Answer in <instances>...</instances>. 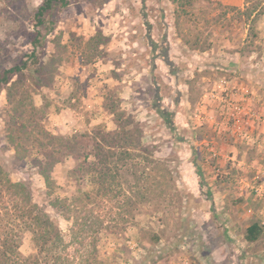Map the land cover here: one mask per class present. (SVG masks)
Instances as JSON below:
<instances>
[{
	"label": "rangeland",
	"instance_id": "rangeland-1",
	"mask_svg": "<svg viewBox=\"0 0 264 264\" xmlns=\"http://www.w3.org/2000/svg\"><path fill=\"white\" fill-rule=\"evenodd\" d=\"M42 1L0 0V73L30 64L24 75L0 82V212L14 214L21 197L7 186L24 182L31 202L59 226L70 264H193L191 257L207 264L208 223L199 215L210 191L199 182L211 170L202 165L195 175L193 150L199 143L205 161L218 156L209 130L224 141L260 143L250 127L264 125V5L246 19L237 12L245 0H54L30 56L32 14ZM25 111L31 135L12 122ZM42 130L65 137L53 156L52 139L44 154L35 149L47 140ZM66 145L73 151L65 155ZM99 146L110 155L105 166L114 179L87 204L85 222L74 197L92 184L76 169L100 157ZM222 157L243 165L232 153ZM53 158L59 162L52 165ZM195 161L205 162L198 154ZM38 165L47 166L50 187ZM258 182L254 175L247 183L251 205L259 200ZM55 196L68 198L69 220L52 208ZM76 223L83 225L78 237ZM213 229L222 246L224 227ZM261 238L244 253L260 252ZM19 251H35L29 231H21Z\"/></svg>",
	"mask_w": 264,
	"mask_h": 264
},
{
	"label": "trees",
	"instance_id": "trees-1",
	"mask_svg": "<svg viewBox=\"0 0 264 264\" xmlns=\"http://www.w3.org/2000/svg\"><path fill=\"white\" fill-rule=\"evenodd\" d=\"M53 1L54 0H43L33 11L32 20L34 21L33 26L35 27L33 32L35 33L36 37L31 40L33 49L29 53L30 56H36L35 48L41 42V40H39V26L46 22L47 17L51 15ZM57 1L63 5L67 3V0ZM262 5H264V0H245L244 8L242 10L238 9L237 12H239L246 19L249 17H258L257 15L261 10H258V8H260ZM254 12L255 14L251 16V14ZM28 68H30V64L23 60V62L20 64H15L8 69H4L2 73H0V82L8 83L12 75H18V77L22 76L24 75V71H27L26 69ZM7 95L10 101H14V94H12L10 88L7 91ZM19 103H22L21 100L17 101V104ZM18 107L19 106L16 105L14 112L17 111ZM33 107L34 105L31 104L30 108L34 109ZM28 111H25L26 115L22 117V120L19 119V114H14L12 116V122L18 126V129L23 130L27 135H31L32 131L27 130L28 125L31 126L30 121H32V119H29L27 115V113H29ZM43 133L45 134L47 140L43 142L40 139L41 143H36L37 147L35 149L38 151V153L44 154L48 151V146L52 139L53 156V151H55L53 148L56 149V142H58V140L61 141L65 139V137L55 136L53 134L51 135L45 130ZM36 134L38 133L36 132ZM97 149L100 150V157L96 156V160L93 162H86V165L80 164L76 169L80 171L85 170V172L89 174L90 182L92 184V188L90 190H79L78 195L74 197L80 201V205L77 206L75 213H77V216L79 217L82 215V218L84 217L85 222L87 221V217L84 216L83 213L85 211L90 212L87 208V204L98 202V197L100 194H103L104 191H110L111 181L114 179L113 174H110V168L105 166L106 158H108L110 155H108L106 152H103L100 146ZM109 149H111V147ZM64 150L66 151L65 155L68 154L67 152L73 151L72 149L68 148V145L64 147ZM57 162H59V160L53 158L52 165L56 164ZM38 167L40 169L39 174L42 175L45 185L50 187V175L45 172L47 171V166H44V169H41L39 165ZM196 171L199 172V168L196 169ZM15 187L16 190L19 191V196L21 198L15 202L14 214H10L7 210H5L3 213L0 212V222L2 223V225L0 223V264H70L68 243L64 240L59 226L53 220H51L50 216L43 207L31 202L28 184H25L24 182H11L8 184L7 189L10 192L13 191V188ZM70 207L71 205L68 203L67 197L60 198L55 196L52 198V208L62 211L64 213V218L67 220L70 219L69 214H67ZM79 217L78 219H80ZM77 225L81 227L76 226L71 228L72 235L74 234L76 237L83 233V225H81V223H78ZM84 225L87 227L86 224ZM16 227L20 228L19 234L15 231ZM22 230L29 231L31 233L32 241L35 246V251L28 255H24L19 251L20 233ZM260 231L261 228L259 225L257 223H253L247 227L245 238L249 241L255 240L260 234Z\"/></svg>",
	"mask_w": 264,
	"mask_h": 264
},
{
	"label": "crops",
	"instance_id": "crops-1",
	"mask_svg": "<svg viewBox=\"0 0 264 264\" xmlns=\"http://www.w3.org/2000/svg\"><path fill=\"white\" fill-rule=\"evenodd\" d=\"M260 111L264 117V110ZM258 126H254L256 129H253V126L250 127L251 132L255 131L260 136V143L255 146L248 145L241 140L224 141L219 134H215L216 130H209L211 137L214 138V135L217 137L215 144L210 146L215 149L218 156H210L208 161H205L206 153L198 147L202 144H195L192 161H194L193 166L195 169L199 168V172L196 171L197 174L195 173V175L201 177L200 166L202 165L207 170H211L209 175L203 173L202 179L204 180L199 182L206 184L208 186L207 190L210 191L209 195L206 196L209 204L202 207L204 209L199 215L202 224L204 222L208 223V226L206 224L202 232L203 239L206 241V250H204L205 255L203 254V256L205 258L209 256L207 264H261L260 262L264 260V248L262 247L259 248L260 252L255 255L250 252L248 254L244 253L246 244L256 242L264 235V125L262 123V125ZM204 149H207L206 146H204ZM224 152L232 153V159H242L243 165L240 166L241 162L238 159L230 162L225 157L223 158ZM196 154L204 158L205 162L203 164L200 162L198 164L195 161ZM252 167L256 168V170L254 171ZM254 175L259 179L257 188L259 200L254 205H251L250 201L252 198H250L251 194L247 190V183L254 179ZM253 223H257L261 231L255 240L249 241L245 238V232L247 227ZM215 225L224 227L222 236L228 238L223 239L222 246L219 242L217 246L214 243L217 240L213 239L216 234L211 232L214 230ZM240 227H244L243 231H245H242L241 236H238ZM208 234L211 236L209 241L205 238ZM261 239L263 240L264 238L262 237ZM212 243L214 245H211ZM256 255L261 256L260 260ZM171 259L173 260V258ZM190 260L193 264H200V260L194 257H191ZM258 261L260 262L258 263ZM179 263L173 260L171 264Z\"/></svg>",
	"mask_w": 264,
	"mask_h": 264
},
{
	"label": "built area",
	"instance_id": "built-area-1",
	"mask_svg": "<svg viewBox=\"0 0 264 264\" xmlns=\"http://www.w3.org/2000/svg\"><path fill=\"white\" fill-rule=\"evenodd\" d=\"M248 114H249V116H251V115H252L250 111H248ZM238 119H239V118H238Z\"/></svg>",
	"mask_w": 264,
	"mask_h": 264
}]
</instances>
